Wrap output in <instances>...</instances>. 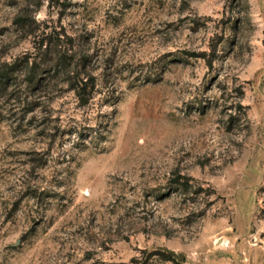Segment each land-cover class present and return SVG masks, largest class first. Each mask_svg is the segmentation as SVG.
Listing matches in <instances>:
<instances>
[{
    "label": "rangeland",
    "instance_id": "rangeland-1",
    "mask_svg": "<svg viewBox=\"0 0 264 264\" xmlns=\"http://www.w3.org/2000/svg\"><path fill=\"white\" fill-rule=\"evenodd\" d=\"M12 62L0 264H264V0H0Z\"/></svg>",
    "mask_w": 264,
    "mask_h": 264
},
{
    "label": "trees",
    "instance_id": "trees-1",
    "mask_svg": "<svg viewBox=\"0 0 264 264\" xmlns=\"http://www.w3.org/2000/svg\"><path fill=\"white\" fill-rule=\"evenodd\" d=\"M32 63L33 64L28 67L29 72L26 78L30 87H34V81L36 80V78L40 77V75L38 74L39 71L37 72V70L42 69L41 65L38 64L36 60L32 61ZM26 64H16V62H12L10 64H4V66H0V96L2 92L7 90V88L10 86L12 80L11 78L14 77V73H20L27 69ZM56 64L59 63H53V65L49 66L48 70L50 71V74H54L53 72H55ZM77 82V89L85 92L86 85L88 84L87 81H84L80 78ZM78 92L80 93L81 91ZM161 255L163 256V258L171 260L174 264H180L185 260V255L183 253H177L174 250H168L165 253L161 252Z\"/></svg>",
    "mask_w": 264,
    "mask_h": 264
}]
</instances>
